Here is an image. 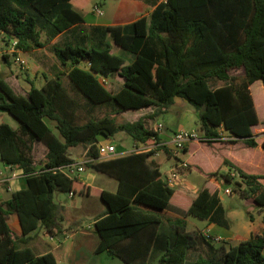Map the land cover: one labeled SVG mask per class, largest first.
<instances>
[{
	"label": "trees",
	"instance_id": "trees-1",
	"mask_svg": "<svg viewBox=\"0 0 264 264\" xmlns=\"http://www.w3.org/2000/svg\"><path fill=\"white\" fill-rule=\"evenodd\" d=\"M90 1L0 0V41L8 44L16 38L21 51L39 48L60 33L80 27L84 18L77 8ZM145 3L152 7L149 14L126 25H90L87 31L100 34L98 40L89 39L90 46L84 45L89 37L84 31L79 32L83 44L55 42L52 50L63 71L46 77L40 87L31 83L26 95L16 94L0 78V109L19 122L17 128L0 123V158L21 170L26 180L24 188L0 202V264H57L51 251L37 254L27 244L30 233L41 227L52 236L64 232L63 206L53 198L57 190L97 196L105 204L93 222L99 236L94 253L107 251L126 264H185L189 251L203 245L205 251L194 264H264V231L236 244L216 245L201 232L188 231L185 218L168 217L174 233L163 231L159 239L164 223L159 211L169 205L184 215L228 227L218 194L207 187L193 192L167 184L158 165L149 160L151 148L99 159L95 144L99 135L112 138L122 132L171 155L150 122L166 112L176 97L183 98L195 107L204 134L198 142L211 163L204 169L197 160L187 158L186 168L195 167L209 178L218 177L227 166L228 171L221 174L224 181L233 182L232 190L263 212L264 222V138L254 131L260 124L250 91V85L260 80L264 98V0ZM107 37L134 58L129 61L112 52ZM238 68L244 71L241 78L230 75ZM109 75L121 81L116 92L101 78ZM63 76L81 94L78 98L65 89ZM106 101H114L116 108L99 118L88 115ZM144 107L154 110L132 121L116 119L125 110ZM220 128L229 138H222ZM37 142L46 148L42 164L33 156ZM82 142L91 143L85 165L115 178L114 191L54 170L74 163L68 148ZM235 174L238 178L231 176ZM12 213L18 217L19 234L7 222ZM156 246L157 260L148 263Z\"/></svg>",
	"mask_w": 264,
	"mask_h": 264
},
{
	"label": "rangeland",
	"instance_id": "rangeland-1",
	"mask_svg": "<svg viewBox=\"0 0 264 264\" xmlns=\"http://www.w3.org/2000/svg\"><path fill=\"white\" fill-rule=\"evenodd\" d=\"M98 7L101 9V13L97 14L93 10L94 7ZM152 7L147 5L145 3V0H91L89 4L84 5L83 9H78L77 10L84 16L86 19V23L80 25V27L76 28L74 31H69L65 35L61 36L58 38L57 44L59 45H64V43H69L72 42L73 44H83L81 42L79 36V32H83L82 34H88V40L84 44L85 46H90L92 45V42L90 43L89 39L94 38V40H98L99 33L94 32L92 34V31H87L89 29V26L91 24H97V23H103V24H127L134 20L135 18L139 17L140 15H148L149 12L151 11ZM107 42L111 43V51L116 53L119 56H122L126 58L127 60L131 61L134 58V54L116 44H114L111 41L110 37L106 38ZM89 42V43H88ZM44 51H40L39 53L35 54V58L37 60H46L51 62V58H54L56 60V57L54 56L53 52L48 51V56L47 57H40V54L43 53ZM43 59V60H42ZM13 68L16 70H20L17 65H13ZM51 68L55 69L56 65L51 62ZM22 77H25V72L20 73ZM230 73L233 76H236L238 78H241V73H243L242 68L238 69H232ZM119 79L116 76H112L111 79H109V82L105 83L109 89L112 91H116L121 87V81H118ZM63 85L65 89L74 97L78 98L81 94L74 88L72 87L73 84L70 82V80L65 76L62 78ZM221 82H218L220 84ZM35 85H39V80L37 79L35 81ZM261 85V87H259ZM261 90L263 91L262 88V82L260 80H257L252 84L251 88V93L253 95V98L256 100L257 104V114L259 117V126L254 128V131L257 133H260L259 138H264V98L261 96ZM77 91V92H76ZM183 104L177 105L176 103H173L166 112H163L159 114L154 120L150 122V125H155L157 122L158 124H162L167 127V134L172 136L175 131H177L180 127L184 128L185 130H190L191 128L196 129L197 131H200L199 128V118L197 116V113L195 111V107L189 103L187 100L183 99ZM116 108V103L114 101H106L97 104V108L93 110L92 113H89L88 115L93 117V118H99L101 117L105 112L108 111H113ZM154 107H152L149 110H125L121 112L120 114L116 115L117 120H136V118L142 113H151ZM2 112V109L0 110V113ZM149 112V113H148ZM144 114V115H147ZM138 115V116H137ZM139 116V117H140ZM138 117V118H139ZM0 121L3 122H12L16 123L18 122L12 115H10L8 112H4L0 114ZM53 125V124H52ZM124 133L118 132L116 133L112 139H113V144L115 146H118V149L116 150V154L113 156L117 155V152L121 149V147L126 148V153L132 152L135 150H140L139 145L140 143H136L131 137L124 138ZM224 139H227L225 137ZM97 145V142H95ZM90 142H82L79 143L76 146L69 147L68 150L72 157L76 161H82L84 158L87 157V151L90 149ZM186 146L188 149V152H186L183 155L179 154V158H193V160H197L200 165L203 166L204 169L207 167H211V163L207 159V155H205V150L204 147L201 146L200 142L197 140H191L186 142ZM196 147V150L194 149ZM45 152L46 149L44 148V144L42 142H37L34 145L33 149V156L35 158V161L37 164H42L44 162L45 158ZM166 153L165 151L161 150L158 152L157 159H159L162 162L161 169L162 171H165L169 168L170 165H172L174 162L176 163L178 161V177L176 180L172 183L173 186L178 185V179L181 177H185L186 179H190L191 182L199 184L206 182L204 174L195 169V167L191 168V171L189 172L186 167L180 166L179 163L182 161L181 159L175 160V156H168L170 157L169 159L166 158ZM193 155V157H192ZM112 156V157H113ZM213 162V159L210 160ZM175 166V165H174ZM0 167H2V164L0 162ZM85 171L80 172L81 175L86 176L89 173H93L92 169L84 165ZM224 169H221V172L218 176V180H221V186H220V191L223 192L225 187H229L231 191V199L230 201H227L224 199L223 204L225 208V214L227 215V220L229 223V228L219 225L215 222H210L214 223L215 227L212 228V234L218 233L223 237H226L230 233H237V237L234 238L233 240H227V239H215L207 230L203 231V229H198L194 228V225H197L199 228H203L206 225V221L199 219L193 215H184L183 211L181 209H178L174 206H168L166 209L169 210H164L162 211L163 217H164V223L161 224V231L159 233V239L162 238L161 232L164 230H168V226H170L166 222V217L169 215H180L182 218H185L187 221V229L191 232H201L202 234H208L212 236V241L216 245L224 244L226 246L230 244H235L240 241V239H245L246 237H250V235H258L261 234L264 231V222L261 221L258 218L259 214H262L263 212L255 207L252 204H249L244 198L240 197L237 192L232 190L234 183L230 182L227 183L225 182L222 177L221 173H224ZM96 178L95 180L92 181V184L95 186H99L101 188L113 191L114 190V185L116 184V179L108 176L107 174L103 172H98L95 173ZM235 178H238V176L231 175ZM163 179L165 177V174L162 175ZM210 182V181H208ZM213 188V186H211ZM194 188L198 189V186H195ZM53 198L56 202L61 203L64 205L66 208L63 212V217H64V222L61 225L63 230L65 232L54 236V240L49 241L48 236L49 233L44 232L41 233L39 236V233H37V236H39V240L43 244H45V247L49 249H53V244L62 242L65 238V235H69L70 233H73L71 229H77L80 232L85 233L84 239L80 242L81 244L78 245L79 247H76L78 250H75L76 252H80L82 254V257L84 259V263L86 264H126L123 262L120 258L117 256L110 255L107 253V251H102L99 253H94L93 248L95 244L97 243L99 236L97 233L94 232L93 230V222L94 218L100 214L104 209H105V204L102 202V200L97 197V196H92V197H87V196H80L78 193H75V196L73 198L69 197L67 193L64 191H55L53 194ZM82 200L84 202V207L77 211L74 212L69 207L72 206L74 201ZM174 213V214H173ZM250 214L255 217L254 221H251L250 219ZM78 217V223L72 222L74 218ZM43 227L39 229L42 230ZM250 230V232H249ZM65 233V234H64ZM228 237V236H227ZM65 243V242H64ZM205 249L204 246H198L193 250H190L185 264H194L197 256L199 253H204ZM158 257V252H157V246L154 248V250L151 252L149 256L148 263H153L157 260ZM73 264H82V259H80L78 262L73 263Z\"/></svg>",
	"mask_w": 264,
	"mask_h": 264
},
{
	"label": "crops",
	"instance_id": "crops-1",
	"mask_svg": "<svg viewBox=\"0 0 264 264\" xmlns=\"http://www.w3.org/2000/svg\"><path fill=\"white\" fill-rule=\"evenodd\" d=\"M83 18H84V16H83ZM85 23H86V19L84 18V23L83 24H85ZM97 24H103V23H97ZM91 25H93V24H91ZM63 34L60 33L54 39L45 42V44L43 46L39 47V48H35V49L29 50V51L20 52V54H19L20 60H17L15 58V56H13V55H11V54H9L7 52V48H8V46H10L11 41L8 44L3 42V41H0V78L16 94L26 95V92L29 89L31 83H34V85H35V81L37 79L39 80V85L38 86L35 85V86L40 87L44 83V80H45L46 77H48V78L55 77V75H57L58 73L63 71V66L60 64L58 59L56 58V60H55L54 58H51V62L56 65V68L52 69L50 61H46V60H43V59H42L43 61L37 60V58H35V54L39 53L40 51H44L43 53L40 54V57L41 56L47 57L48 56V51L53 52V50H52L53 44L55 42H57L58 38L63 36ZM41 39L45 40V35L44 34H42V38ZM14 64L17 65L20 70L14 69L13 68ZM18 71H20V73L21 72L22 73L25 72V77H22L21 74H19ZM243 74H244V71H243V73H241V75L243 76ZM230 75H232V74L230 73ZM112 76L113 75L103 76L101 78H102V80H104L105 83H107V82H109V79H111ZM63 77H65V76H63ZM118 81H120V80H118ZM259 87H261V85ZM251 88H252V84L250 85V91H251ZM116 91H113V92H116ZM261 94H262V90H261ZM174 103H176L177 105H180V104H183V100L180 97H176L174 99ZM151 108L152 107H144V108H141V109H138V110L139 111H141V110H149ZM153 110H151V111H153ZM4 112L5 111L2 110L1 113H4ZM144 114H147V113L145 112V113H142L141 115H144ZM1 122H3V121H0V123ZM7 123L9 125H11L13 128H17L18 125H19V122L12 123V122L9 121ZM158 123L159 122H157L155 125H152V126L155 128L156 126L161 125L162 131L160 132V136L162 138V141L166 140V139H169L171 136L167 134V127L162 125V124H158ZM182 129H184V128L180 127L178 130H182ZM191 129H193V128H191ZM220 131L224 135L227 134L225 131H222V128H220ZM123 135H124V138L130 137L129 135H126V134H123ZM226 136H228V135H226ZM227 138H229V137H227ZM97 139H98V144L97 145L106 144V143H109V142L113 143V139L112 138H106V137H104L102 135H99ZM136 143H139V142H136ZM44 148H45V146H44ZM149 148H151V151H152V154L149 156V160L154 161L158 165L160 173H161V179H163V177H162L163 174L166 175L167 171H169L174 165H178L177 164L178 163L177 160L181 159L182 161H180V162H185V160H186L184 158H179L178 156L171 154L172 156H175L174 159L177 162L176 163L174 162L172 165H170L167 170L162 171V169H161L162 162L159 159H157V155H158L159 151H161V150L164 151V149L158 148V147H155V146L149 147ZM186 148H187V146L185 147V149ZM117 149H118V146L116 145V150ZM68 153H69V156L72 159H74L72 157V155L70 154L69 150H68ZM185 153H186V150H184V152L181 155L184 156ZM124 154H127L126 153V148L125 147H121V149L117 152L116 156H120V155H124ZM167 155H166L165 159H169L170 158V157H168L170 155H168V156ZM89 159L90 158H88V157L84 158L82 161H76L74 159L75 160L74 163L81 164V163H83V162H85V161H87ZM99 159H106V158H99ZM0 162L2 164V167H0V170L5 171V172L8 171V170H6L7 169L6 165L1 161V158H0ZM84 165H85V163H84ZM222 168L225 170L224 173L228 171V167L227 166H223ZM91 169H92L93 173H89L88 175L83 176V175H81L80 172L85 171V169H84L83 171L77 172L75 174V176L78 179H80V181H82L83 183H85L87 185H93L92 181L95 180V178H96V174L95 173H98L99 171H97V170H95L93 168H91ZM187 169H188L189 172L191 171V169H189V168H187ZM220 172H221V170H220ZM221 174H223V173H221ZM231 174H234V172L231 171ZM221 177L224 180L223 175H221ZM164 179H165V177H164ZM205 179H206V182L196 184V183L191 182L189 178L186 179L185 177H183V178L181 177L180 179H178L179 183L175 187L185 186V187H187L188 189H190L193 192L198 191L201 187H207L210 192H216L218 194L219 198L221 199L222 205L224 207V204H223L224 199H226L227 201H230V199H231V191L229 193L226 192V189H229V187H225L224 191L221 192L220 191L221 180H218V177H209V178H205ZM208 181H210V182H208ZM25 183H26V180H25L24 177L23 178H19V179L13 178V179L9 180L7 183H5L3 186H0V202L10 198L11 195H12V192H14L15 190L24 188L25 187ZM195 186H198L199 188L196 189V188H194ZM211 186H213V188ZM97 187L101 188L99 186H97ZM116 187H117V182L114 185V190L116 189ZM65 193H67L68 196L71 197V198H73L75 196V194L70 196L69 192H65ZM79 195L83 197V194H79ZM84 196L92 197L91 195H84ZM244 200H246L249 204L251 203V201L249 199H244ZM84 202L85 201H82V200L74 201L72 206L69 207V209H71L74 212H77V211L81 210L84 207ZM59 204H61V203H59ZM62 206H63V210L66 211L65 209L68 208V207H64V205H62ZM169 206H171V205H169ZM164 210H167V209H164ZM164 210H162V211H164ZM162 211H159V212L162 214ZM167 211H169V210H167ZM262 214L258 215V218L261 221H262ZM162 216H163V214H162ZM168 217L174 219V218L181 217V216L180 215H176V217H175V215H169L166 218H168ZM226 217H227V215H226ZM251 218H252L251 221L255 220V217L253 215H252ZM63 220H64V218H63ZM63 220H62V224L64 222ZM202 220L206 221V219H202ZM7 222L10 225V227L14 230V232L16 234L20 233L21 228H20L18 217H17V215L15 213L10 214V216L7 219ZM72 222H76V224H77L78 223V217L74 218ZM214 227H215L214 223H210L208 220L206 221V225L203 228H199V227H197V225H194V228L203 229V231L207 230L212 236H216V237H218L220 239H227V240L230 241V240H233L234 238L237 237V233L236 234L230 233V234L227 235L228 237L227 236L223 237V236H221L218 233L212 234L211 233L212 230H213L212 228H214ZM229 227L230 226H228L227 228H229ZM39 229H37L35 231H32L30 233L32 235V237L29 239V241L27 243L28 245H30L34 249V251L37 254H42V253L51 251L56 257L57 264H73V263L78 262L80 259H82V264H86V263H84V259L82 257V254L80 252H76L75 251V250H78L76 247H79L78 245L81 244L80 242L84 239L85 233L80 232L77 229H75V230L71 229V231H73V233H70L69 235L66 234L65 237H64L65 239L62 242H58V243L53 244V249H49V248L45 247V244H43L41 242V240H39V238H38L41 233H44V232L49 233V232L46 230V228H42V230H40V231H39ZM167 229L168 230H164V232H168L170 234L174 233L173 228L171 226H168ZM249 232H250V230H249ZM37 233H39V236H37ZM245 239H248V237H246ZM48 240L49 241L54 240V236H52L50 233H49V236H48ZM241 240H244V239H240V241Z\"/></svg>",
	"mask_w": 264,
	"mask_h": 264
},
{
	"label": "built area",
	"instance_id": "built-area-1",
	"mask_svg": "<svg viewBox=\"0 0 264 264\" xmlns=\"http://www.w3.org/2000/svg\"><path fill=\"white\" fill-rule=\"evenodd\" d=\"M93 10L97 14H100L102 12L101 9L96 6L93 8ZM16 44H17V39L13 38L11 40L10 46H8L7 48V52L15 56L17 60H20L19 54L22 51L16 48ZM154 129L159 133L162 131L161 125L156 126ZM221 135H222V138L228 137L226 136L227 134L224 135L223 133H221ZM203 138H204V134L201 130L197 131L196 129H190V130L182 129V130H178L174 132L173 135L169 139L163 140L161 144L167 147L170 154L178 156L179 154H182L184 152L187 141H191V140L199 141ZM139 148L140 150L149 149V147L145 146L143 143H140ZM98 153L100 155V158H110L116 154V146L115 144L110 143V142L106 144H99ZM84 163L85 162L81 164L79 163L66 164V165L55 167L54 170H60L68 176H75L77 172L84 170ZM180 166L186 167V164L184 162H181ZM177 167L178 166L175 165L169 171H167L165 175V179H164V181L167 184L172 185V183L178 177ZM6 168H7L6 170H8L6 172L0 170V186H3L5 183H7L9 180L13 178L19 179V178L24 177L23 172L15 168L14 166L6 165ZM226 192L229 193L230 189H226ZM69 195L72 196L73 195L72 192H69ZM204 235L206 237H210L211 240L213 239L211 235H208V234H204ZM214 238L219 239L218 237H214Z\"/></svg>",
	"mask_w": 264,
	"mask_h": 264
}]
</instances>
